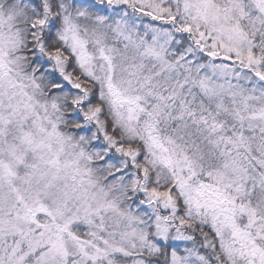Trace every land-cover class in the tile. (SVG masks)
Returning <instances> with one entry per match:
<instances>
[{
	"label": "snow or ice",
	"instance_id": "6c2138e0",
	"mask_svg": "<svg viewBox=\"0 0 264 264\" xmlns=\"http://www.w3.org/2000/svg\"><path fill=\"white\" fill-rule=\"evenodd\" d=\"M0 264H264V0H0Z\"/></svg>",
	"mask_w": 264,
	"mask_h": 264
}]
</instances>
